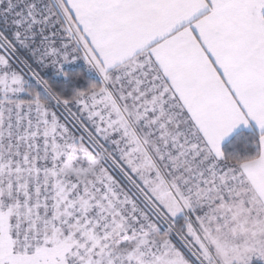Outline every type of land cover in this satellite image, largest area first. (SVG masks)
I'll use <instances>...</instances> for the list:
<instances>
[{"label":"snow or ice","instance_id":"1","mask_svg":"<svg viewBox=\"0 0 264 264\" xmlns=\"http://www.w3.org/2000/svg\"><path fill=\"white\" fill-rule=\"evenodd\" d=\"M0 264H264V0H0Z\"/></svg>","mask_w":264,"mask_h":264},{"label":"trees","instance_id":"2","mask_svg":"<svg viewBox=\"0 0 264 264\" xmlns=\"http://www.w3.org/2000/svg\"><path fill=\"white\" fill-rule=\"evenodd\" d=\"M50 71V70H49Z\"/></svg>","mask_w":264,"mask_h":264}]
</instances>
